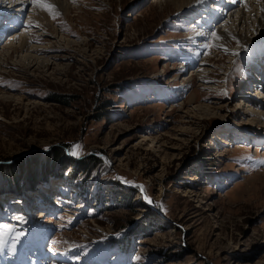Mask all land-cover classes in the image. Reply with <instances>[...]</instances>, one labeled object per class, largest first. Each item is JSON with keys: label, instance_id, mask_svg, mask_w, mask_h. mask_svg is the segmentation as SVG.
I'll use <instances>...</instances> for the list:
<instances>
[{"label": "rangeland", "instance_id": "1", "mask_svg": "<svg viewBox=\"0 0 264 264\" xmlns=\"http://www.w3.org/2000/svg\"><path fill=\"white\" fill-rule=\"evenodd\" d=\"M214 1L80 0L24 53L1 29L0 264H264V34L213 49Z\"/></svg>", "mask_w": 264, "mask_h": 264}, {"label": "bare ground", "instance_id": "2", "mask_svg": "<svg viewBox=\"0 0 264 264\" xmlns=\"http://www.w3.org/2000/svg\"><path fill=\"white\" fill-rule=\"evenodd\" d=\"M158 1L159 0H157V2ZM161 1H165L166 4L168 3L175 4L178 6L176 7L179 9H182V11H187L188 8L191 7L190 6L191 4H192V7L200 3L206 4L208 0H199V2L198 0H161ZM48 2L55 5L56 12H58V16L56 17V19H53L52 16L48 12L43 11L39 8L33 7L30 3V0H0V15L2 13L5 15V12H12L11 13L12 15L6 17V20H4L0 24V36H2L4 32V30L2 31L1 29L3 27L4 29L5 28L9 29L10 24H15V26L17 27L21 25V27L23 28V30L21 29L22 32L20 33L17 32L9 36V38L11 39V42L13 40L12 45H16V48L12 49L14 53L19 52V50L21 51L20 53L22 52L24 53V52H27L28 49H30L31 47L30 42L28 41L27 35L25 33H28V32L31 33L36 29L39 31H42L43 34L45 35L49 34L54 39L63 37L62 35L60 36V32L55 27L57 20H59L60 18L69 20L70 13H72L71 5L80 4V0H48ZM212 4L213 5H211L209 8L204 5V7H202L203 9L202 10L200 9L202 15H206L210 17L211 21H213V19H215V15H220L221 13H225L226 15L223 14V16H225V21L219 22L218 25L216 24V26L218 27L212 26L213 27L212 29L211 28L207 29L208 27L207 26L206 27L207 33L205 31H198V33L201 36L205 37V41L208 39L212 41L213 46H214L213 49L217 51L218 50L224 51V49L227 48L229 51L228 47L230 46L228 45L233 40L239 41L240 43L243 44L244 41H246V43L249 42V36L251 32L253 33V31L257 32V35L264 34V11H262V9H264V0H235V2H233V0H215ZM6 6L10 8L9 10H12V9L13 10L5 11ZM223 6L225 7L224 10L222 9ZM193 13L196 14L195 11H193ZM25 14H29V16H28L27 21L23 23L21 22V18H23ZM212 14H215V15L213 16ZM191 28L193 29L194 26L190 27V29ZM213 32H215L216 34L220 36L219 40L212 39ZM34 51H36L37 53L38 50L35 49ZM233 52L237 53V50L229 51V53H233ZM259 54L258 56H255L254 59L257 60L258 65L264 69V66L262 64V61L264 60V52L259 53ZM231 56H236V55L230 54V58ZM23 58L28 59V60L31 59L30 55H26ZM232 58H233L232 60L235 59V57H232ZM260 59H262V61H259ZM43 60H44L43 65H45L46 58L44 57ZM34 62L38 64V59L36 58ZM257 63H254V64L257 65ZM208 69L209 68H206V70L204 69L205 71L202 74L206 73ZM260 69L258 67L257 68L255 67L254 71L252 70V74H256L254 76L255 78H252V79L254 80V85L258 84L257 94L261 97L262 94L264 93H262V91L260 90L264 89V85H260L258 81L262 79L261 77H264V71H262V75L261 74L260 76L258 75L257 77L258 81L256 83V80H257L256 76H257V73L260 72ZM207 86H209L208 89L212 87L210 86V84H208ZM258 95H256L255 97L258 98ZM257 102L256 104L263 106L261 103H257ZM256 108L258 111V105L256 106Z\"/></svg>", "mask_w": 264, "mask_h": 264}, {"label": "snow or ice", "instance_id": "3", "mask_svg": "<svg viewBox=\"0 0 264 264\" xmlns=\"http://www.w3.org/2000/svg\"><path fill=\"white\" fill-rule=\"evenodd\" d=\"M199 2V0H198ZM233 2H235V0H233ZM30 3L33 7L39 8L43 11L48 12L53 19H56V17L58 16V12H56L55 9V5L51 4L48 2V0H30ZM262 11H264V9H262ZM212 39L213 40H219L220 36L218 34H216L215 32H213L212 34ZM211 47V45L209 46ZM225 52H228V49L225 48L224 49ZM231 55H239L238 53H231ZM81 148L80 145H76L75 148L73 149V151L71 152V155L79 158V149ZM260 163L262 165H264V161H260ZM142 189V186H141ZM145 199L148 201L149 204L152 203V201L150 199H148L147 197H145ZM15 219L17 220V222H22V218L20 216L15 217ZM13 231V229L10 228V226L8 224H3L0 225V236L6 235V234H11ZM18 240L21 239V236H17L16 237Z\"/></svg>", "mask_w": 264, "mask_h": 264}, {"label": "trees", "instance_id": "4", "mask_svg": "<svg viewBox=\"0 0 264 264\" xmlns=\"http://www.w3.org/2000/svg\"><path fill=\"white\" fill-rule=\"evenodd\" d=\"M53 156V159H52V163L51 164H54L55 163V159L57 160V155L55 156V155H52ZM55 156V157H54ZM58 161H56V163H57ZM63 165H65L68 161L66 160V159H63ZM70 164H74L73 162H71ZM76 164V163H75ZM33 178H34V176H33ZM36 179V178H35Z\"/></svg>", "mask_w": 264, "mask_h": 264}]
</instances>
